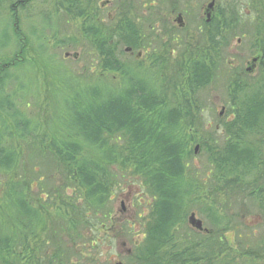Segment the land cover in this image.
Returning <instances> with one entry per match:
<instances>
[{
    "label": "rangeland",
    "instance_id": "obj_1",
    "mask_svg": "<svg viewBox=\"0 0 264 264\" xmlns=\"http://www.w3.org/2000/svg\"><path fill=\"white\" fill-rule=\"evenodd\" d=\"M67 1L0 0V69L4 64L15 62V66H5L11 78L4 94L14 93L19 108L40 123L45 135L35 139L37 145L32 146L30 141L22 143L27 164L37 166L44 181L48 177L47 181L54 183V188L64 185V179L52 167L49 169L50 153L47 152L50 133L59 128L56 118L60 94L57 91L64 85L62 81L78 86L101 83L115 91L124 86L121 71L105 69V56L98 47V39L86 37L85 18L76 15L78 8L88 14L93 11L99 17L95 24L101 29V35L112 44L104 48L105 53L113 49L122 67L142 71L152 79L160 78L161 91L171 97L168 101L179 103L175 105L186 110L183 121L188 125L186 153L191 152L190 176L198 183L199 192L216 200L220 213L234 225L223 234L228 248L215 264H264V212L250 196V188L242 191L238 183H234L233 189L228 186L220 191L213 185L208 178L207 149L201 145L205 143V147L212 149V145H220L227 135L236 107L232 104L238 100L231 97L235 82L256 85L264 79V0H214L212 27L205 24L203 13L211 0H72L78 4L75 7ZM177 13L184 18L183 29L173 23ZM120 19L133 22L137 30L139 39L133 50L143 53L137 61L125 53V42L113 46L119 38L115 27ZM226 21L232 27L222 28L221 34L215 37L219 45L210 47L207 32L217 26L220 28ZM91 22L93 24V20ZM257 56L259 60L253 71L246 72L251 59ZM201 59L207 66L208 81L189 90V63L186 65V62ZM261 139L264 141V137ZM12 142L17 144V140ZM110 142L115 144L120 156L124 149L123 138L114 135ZM40 151L44 154L40 155ZM120 169H123L120 162L107 169L117 174V183L109 188L101 213L88 214L86 226H76L79 238L73 248L75 256L68 264H129L134 245L143 238L152 200L138 175H130L131 169L122 172ZM4 179L5 175H1L0 181ZM1 192L2 189L0 204H3ZM60 192H63L60 196L74 194L71 189ZM44 193L35 188L32 191L33 205L40 208L42 222L35 226V238L29 242V249L36 244L45 245L49 223L56 220L57 210L61 216L66 214L69 218L73 213L65 204L78 206L82 201L66 200L53 193L45 197ZM262 195L264 197V193ZM200 206L189 207L181 215L176 229L177 244L190 245L193 237L190 229L194 234L197 231L187 223L191 212L207 230L203 235L212 233L208 209L200 211ZM1 208L9 211L5 205ZM106 213L108 215H103ZM63 239L66 240V236ZM49 246V250L54 248L52 242ZM49 250L45 248V253H50ZM38 253L35 250V256Z\"/></svg>",
    "mask_w": 264,
    "mask_h": 264
},
{
    "label": "trees",
    "instance_id": "obj_2",
    "mask_svg": "<svg viewBox=\"0 0 264 264\" xmlns=\"http://www.w3.org/2000/svg\"><path fill=\"white\" fill-rule=\"evenodd\" d=\"M83 11L78 8L76 15L85 18L86 37L98 39V47L105 56V69L121 71L124 86L115 91L101 83L78 86L62 81L64 85L57 91L59 128L50 133L47 144L49 169L52 167L64 179L63 186L54 188L48 177L44 181L37 166L27 164L24 159L22 143L30 141L33 146L35 139L44 133L40 123L19 108L14 93L4 94L11 78L5 66H15V62L4 64L0 69V176L5 175L0 189L1 202L9 209L3 210L4 205L0 204V264H68L75 256L73 248L79 238L76 226L85 227L88 214L101 213L109 188L117 183V174L107 170L116 162H120L121 172L131 169L130 175L141 178L152 200L143 238L134 245L129 264H215L228 246L223 234L234 225L220 213L216 200L199 192L198 183L190 176L191 152L186 153L188 125L183 121L185 108L168 101L171 97L161 91L160 78L152 79L142 71L122 67L119 60H111L116 52L105 53L104 48L112 44L107 43L95 24L97 16L91 17ZM211 23L214 24L213 18ZM231 27L226 21L220 28L208 31L210 47L219 45L215 37L221 34L222 28ZM115 29L119 38L113 46L125 42L136 48L139 38L133 22L120 19ZM188 72L190 89L208 81L207 66L202 59L189 63ZM231 97L238 100L232 104H236L234 117L228 123V133L222 143L212 145V149L201 143L207 149L208 178L220 191L228 186L233 189L234 183L242 191L251 189L250 196L264 212V141L261 139L264 137V79L256 85L235 82ZM114 135L124 140L120 156L115 144L110 142ZM34 188L45 192V197L53 193L66 200L82 201L78 206L65 204L73 213L69 218L57 210L56 220L49 223L45 247L36 244L29 249V242L35 238V226L42 222L40 208L32 201ZM68 189L74 194L60 196L63 194L60 191ZM38 198L43 200L40 195ZM197 204L202 205L198 208L200 211L207 207L213 231L203 235L206 229L195 234L190 229L193 236L190 245L177 244L180 217ZM49 241L54 247L51 250ZM45 248L50 253L46 254ZM35 250L39 251L37 256Z\"/></svg>",
    "mask_w": 264,
    "mask_h": 264
},
{
    "label": "flooded vegetation",
    "instance_id": "obj_3",
    "mask_svg": "<svg viewBox=\"0 0 264 264\" xmlns=\"http://www.w3.org/2000/svg\"><path fill=\"white\" fill-rule=\"evenodd\" d=\"M110 1V0H109ZM67 2H69V4L71 5V6H78V4L76 3V2H72V0H69V1H67ZM205 9H206V7L204 8V11H203V13H204V22H205V24L206 25H208V26H212V12H211V14H210V17H209V20H206V16H205ZM211 11H213V8L211 9ZM91 13L92 14H90V16L91 17H94V16H97V18H99L98 17V15H96V13H94L93 14V11H91ZM89 15V14H88ZM178 15H180L181 17H180V21L177 19L178 18ZM80 16H82V15H80ZM173 23H174V25L177 27V28H179V29H183L184 28V26H185V21H184V18H183V16H182V14L181 13H177L176 15H175V17H174V19H173ZM127 47H125L124 48V51H125V53L128 55V56H130V58H131V60H132V58H133V60H135V61H137V60H139V59H141V57H142V55H143V53H142V51L141 50H138V51H134L131 47H128L129 48V50H127L126 49ZM111 51H113V49L111 50ZM114 52H116V51H114ZM170 53H173V51L171 50V52ZM169 54V53H168ZM190 55V54H189ZM111 60H113V61H115V60H120L119 59V57L118 56H113L112 58H111ZM188 63H190L189 61H188ZM191 79H193V78H191ZM188 82H189V90H190V75L188 76ZM205 85V84H204Z\"/></svg>",
    "mask_w": 264,
    "mask_h": 264
},
{
    "label": "water",
    "instance_id": "obj_4",
    "mask_svg": "<svg viewBox=\"0 0 264 264\" xmlns=\"http://www.w3.org/2000/svg\"><path fill=\"white\" fill-rule=\"evenodd\" d=\"M213 4H214V1L212 0L210 3H208L206 9H205V16H206V20H209V17H210V13H211V9L213 7ZM180 15H178V20L180 21ZM127 50H129V48H126ZM257 58H253L252 59V63L247 66L246 68V71L247 72H251L253 69H254V66H255V62H256ZM198 146L195 147L194 149V152L196 151ZM187 222L188 224L193 227L194 229L198 230V231H202L203 230V224H202V221L200 219H198L196 216H195V213H190L188 218H187Z\"/></svg>",
    "mask_w": 264,
    "mask_h": 264
}]
</instances>
